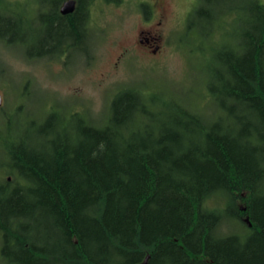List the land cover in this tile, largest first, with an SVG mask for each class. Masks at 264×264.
<instances>
[{"label": "trees", "instance_id": "trees-1", "mask_svg": "<svg viewBox=\"0 0 264 264\" xmlns=\"http://www.w3.org/2000/svg\"><path fill=\"white\" fill-rule=\"evenodd\" d=\"M76 1L63 16V0L35 1L33 20L46 26L34 40L49 52L58 35L60 53L81 41L96 0ZM3 7L9 43L18 29ZM230 11L233 41L204 68L212 112L126 88L102 126L77 112L51 111L15 133L4 121L2 164L15 174L0 183L5 264H264V4L200 0L188 24L213 26ZM214 194L226 197L221 210L204 206ZM241 216L245 232L219 231Z\"/></svg>", "mask_w": 264, "mask_h": 264}, {"label": "rangeland", "instance_id": "rangeland-1", "mask_svg": "<svg viewBox=\"0 0 264 264\" xmlns=\"http://www.w3.org/2000/svg\"><path fill=\"white\" fill-rule=\"evenodd\" d=\"M35 1L1 0L0 3V10L7 6L12 11L18 29L12 42H0V129L6 120L14 133L24 131L30 122L42 121L51 111L77 112L91 124L102 126L109 116L112 98L126 88L146 95L173 97L214 111L213 105L204 100V68L213 53L233 41L230 25L223 26V22L229 21L233 28L234 12L220 15L221 21L213 26L208 25V20L189 25L183 13L188 11L190 3L195 7L200 0H165L171 6V14L161 30V48L153 55L147 49L132 46L137 28L143 26L140 4L149 0H96L86 20L90 49L81 48L84 44L72 38L74 45L60 53L63 44L59 35L50 52V45L45 48L34 40L35 35L43 36L46 26L33 20L37 11ZM261 2L264 4V0ZM48 3L54 5L56 0ZM218 6L214 5L213 10ZM43 50L51 55H34ZM0 147L2 183L15 174L2 164L6 158L2 151L4 144L0 143ZM225 203V196L214 194L205 200L204 206L221 210ZM245 217L224 220L219 231L245 232ZM0 264H5L1 255Z\"/></svg>", "mask_w": 264, "mask_h": 264}, {"label": "flooded vegetation", "instance_id": "flooded-vegetation-1", "mask_svg": "<svg viewBox=\"0 0 264 264\" xmlns=\"http://www.w3.org/2000/svg\"><path fill=\"white\" fill-rule=\"evenodd\" d=\"M109 1H112V0H109ZM199 3L200 2H198L195 7H197ZM190 5L191 6L188 7V11L186 10L183 13L185 23L189 20V18L191 17L192 11L194 10L193 8H195V7H192V5L194 6V4L190 3ZM60 6H59V12H60ZM140 7L143 10L142 12L139 13V18L141 22L143 23V26L140 28H137L136 36H135L134 42L132 43V46H134V48H136L135 46H138L139 48L141 47L143 48V50L147 49V52L154 55L161 48L160 40L163 38L162 32H163V29L165 28L167 17H169L171 14V6L165 0H149V1H146L145 3H141ZM191 7L193 10L191 9ZM76 8H77V1L75 0V8L71 12V14L76 13L77 11ZM88 13H89V10H88ZM86 24L87 23L85 22V26H84L85 32L81 36V44L83 43L84 46H80V47L87 48L89 50L91 42H90V38H89L90 35L87 30ZM152 43H154V45ZM48 55H51V54H48Z\"/></svg>", "mask_w": 264, "mask_h": 264}, {"label": "water", "instance_id": "water-1", "mask_svg": "<svg viewBox=\"0 0 264 264\" xmlns=\"http://www.w3.org/2000/svg\"><path fill=\"white\" fill-rule=\"evenodd\" d=\"M74 8H75V0H64L60 6V13L63 15L69 14L74 10ZM244 222L247 224L248 227L251 226V222L249 221L248 217L244 218ZM148 257L149 256L147 255L144 258V260L138 264H147Z\"/></svg>", "mask_w": 264, "mask_h": 264}]
</instances>
